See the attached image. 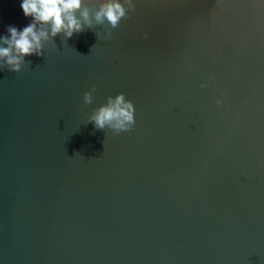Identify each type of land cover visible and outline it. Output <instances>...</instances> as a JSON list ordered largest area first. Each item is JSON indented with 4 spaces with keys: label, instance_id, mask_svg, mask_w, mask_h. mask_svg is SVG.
I'll list each match as a JSON object with an SVG mask.
<instances>
[{
    "label": "water",
    "instance_id": "1",
    "mask_svg": "<svg viewBox=\"0 0 264 264\" xmlns=\"http://www.w3.org/2000/svg\"><path fill=\"white\" fill-rule=\"evenodd\" d=\"M134 3L0 72V264H264V0ZM120 93L131 131L87 123Z\"/></svg>",
    "mask_w": 264,
    "mask_h": 264
},
{
    "label": "clouds",
    "instance_id": "2",
    "mask_svg": "<svg viewBox=\"0 0 264 264\" xmlns=\"http://www.w3.org/2000/svg\"><path fill=\"white\" fill-rule=\"evenodd\" d=\"M90 4L94 6H87ZM20 7L31 22L22 30L10 25L8 35L0 36V72L20 73L31 66L27 57H43L45 44L61 34L67 41L86 29L107 24L105 38L110 39L111 30L118 28L122 19H131L129 14L135 11L136 5L134 0H22ZM95 93V86L84 93L85 105L93 103ZM216 103L220 106L222 102ZM87 123H92L97 130L109 129L114 135L131 131L136 123L134 104L123 93L108 97L104 105L93 109Z\"/></svg>",
    "mask_w": 264,
    "mask_h": 264
}]
</instances>
